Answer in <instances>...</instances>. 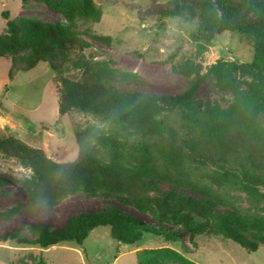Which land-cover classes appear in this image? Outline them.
<instances>
[{
	"label": "trees",
	"instance_id": "trees-1",
	"mask_svg": "<svg viewBox=\"0 0 264 264\" xmlns=\"http://www.w3.org/2000/svg\"><path fill=\"white\" fill-rule=\"evenodd\" d=\"M41 1L70 22L77 18L100 22L103 16L94 0ZM4 15L8 32L0 34V57L27 50L26 68L44 60L56 71V60L62 57L75 71L66 76L61 66V77L54 76L62 80L60 115L72 110L90 112L114 128L108 134L96 126L77 130L78 153L66 161L54 160L43 149L0 133V157L16 159L31 169L23 180L27 197L54 205L83 186L89 193L102 190L105 196L132 204L155 221L108 203L105 208L72 214L62 225L32 224L34 238L19 230L5 238L21 246L47 249L65 242L81 245L95 228L110 226L111 234L126 245L137 244L145 234L180 242L183 232L200 231L225 234L249 251L264 245V216L247 213L228 193L240 191L252 201L264 200V110L260 103L264 88L253 85L244 94L232 78L234 69L242 76L264 79V0H181L166 10L165 15L193 25L190 36L199 47L232 33L252 48L250 61H231L225 70L212 65L203 72L196 58L177 64V72L194 75L179 94L118 89V79L135 80V74L123 73L124 78H119L104 61L73 58L75 50L83 55L87 43L72 25ZM96 37L106 42L112 39ZM214 70L221 88H232L235 99L225 109L200 111L193 102L195 94ZM166 113H180L183 133L165 119ZM131 135L139 137L131 140ZM161 181L171 187L162 188ZM137 260V264H196L180 255L171 257L164 249H142Z\"/></svg>",
	"mask_w": 264,
	"mask_h": 264
},
{
	"label": "rangeland",
	"instance_id": "rangeland-1",
	"mask_svg": "<svg viewBox=\"0 0 264 264\" xmlns=\"http://www.w3.org/2000/svg\"><path fill=\"white\" fill-rule=\"evenodd\" d=\"M94 1L103 10L100 22L91 18L70 22L41 0H0V34L8 32L5 12L10 19L28 16L70 24L87 43L83 55L75 50L71 53L73 58L80 56L93 59V62L104 61L117 71L119 78H124L123 73H134L135 80L118 79L120 82H116V87L147 93H182L194 77L175 70L177 64L186 59L201 61L203 72H206L212 65L224 69L231 61L241 64L252 58L250 44L232 33H224L218 40L199 47L190 36L193 25L186 20L183 22V18L165 15L167 9L175 8L181 0ZM97 35L112 39L106 42ZM27 55L26 50L0 57V133L43 149L54 160L66 161L78 153L77 130L88 126H96L107 134L114 130L112 124L90 112L72 110L60 115L62 80H55L54 76L61 77V66L66 76L75 70L62 57L56 60L58 71L44 60L33 68H26ZM215 71L195 94L193 102L200 111L209 107L225 109L235 99L232 88H221ZM232 78L244 94L252 90L253 85L264 88V79L242 76L238 70H232ZM260 103L264 110V98ZM165 119L184 132L180 126L183 122L180 113H166ZM138 137L131 135V140ZM30 173L31 169L18 160L0 157V264H137V253L142 249H164L171 257L180 255L196 264H264L263 244L256 251H249L225 234L214 235L206 231L193 235L183 232L180 242L145 234L137 244L126 245L111 234L110 226H99L81 245L65 242L47 249L33 244L21 246L5 236L19 230L27 238H34L32 224L62 225L72 214L105 208L108 203L155 223L151 214L139 211L134 205L121 203L114 196H105L102 190L89 193L83 186L54 205L44 199L34 201L27 197L23 185ZM160 186L171 187L166 181H161ZM228 193L247 213L264 216V200L252 201L240 191ZM246 235L254 239L248 232Z\"/></svg>",
	"mask_w": 264,
	"mask_h": 264
}]
</instances>
